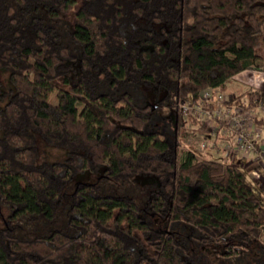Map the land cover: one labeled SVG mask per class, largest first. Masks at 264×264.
<instances>
[{
  "label": "trees",
  "instance_id": "1",
  "mask_svg": "<svg viewBox=\"0 0 264 264\" xmlns=\"http://www.w3.org/2000/svg\"><path fill=\"white\" fill-rule=\"evenodd\" d=\"M247 69L264 0H0V264H201L194 246L264 264L263 182L198 157L179 111ZM39 138L66 158L37 163Z\"/></svg>",
  "mask_w": 264,
  "mask_h": 264
},
{
  "label": "built area",
  "instance_id": "2",
  "mask_svg": "<svg viewBox=\"0 0 264 264\" xmlns=\"http://www.w3.org/2000/svg\"><path fill=\"white\" fill-rule=\"evenodd\" d=\"M235 96L206 89L197 101L180 104L179 111L188 126L191 120H196L205 128L209 139L202 138V149L210 147L232 161L241 160L248 173L264 185V92L254 95V103L249 107L246 99L233 103ZM224 136L230 142L217 144V139Z\"/></svg>",
  "mask_w": 264,
  "mask_h": 264
},
{
  "label": "rangeland",
  "instance_id": "3",
  "mask_svg": "<svg viewBox=\"0 0 264 264\" xmlns=\"http://www.w3.org/2000/svg\"><path fill=\"white\" fill-rule=\"evenodd\" d=\"M5 73L3 70L1 71V81L4 80V75ZM131 88V86H124L122 89L119 90V92L122 91H128V89ZM254 88H259V89H254ZM262 90H261V89ZM263 91L264 92V71H259L255 69H247L244 70L238 74H236L229 84L227 85V89L225 93L230 94L229 92L232 91V94H240L242 92H251V91ZM228 91V92H227ZM161 95H162V91ZM140 98H143L145 101H150L152 98H154V94L151 95H146V94H140V92L137 93ZM79 109H81V106H79ZM155 126L159 128L160 130L164 133H166V136L168 138H171V125H170V120L169 122L164 120V119H155ZM1 135V131H0ZM204 138V132L201 130V128L198 125V122L196 124H192L189 126V129L185 136L182 138L183 144L191 148L198 157L200 158H207L215 161H224V162H232V160L229 157H224L221 154H216L215 151L212 149L207 148V149H202L200 146L201 140ZM210 141V140H209ZM230 142L229 137H222L218 138L216 143L219 145L226 144ZM37 147L39 150V156L37 158V163L41 162H56V161H63L66 158V151L63 148L59 147H53L48 144H46L42 139L37 140ZM236 164H238L240 167L242 166V161L241 160H236ZM248 171V170H244ZM151 177V176H150ZM98 180V177L95 175H92L89 172H83L80 174H77L73 177V183H78V182H83V183H94ZM142 177H137L135 178L134 185L135 187L132 188L131 190L128 189V187L123 188V189H118L115 188V193L116 194H122V195H128V194H135V195H140L139 192H143L144 189L140 186ZM249 180L252 182V180L249 178ZM154 184V183H153ZM153 184L152 182L148 184L147 187H150V189H153ZM259 196L264 200V195L261 192ZM63 210V209H62ZM61 210V211H62ZM8 216V209L4 207H0V226H4L6 224V218ZM64 215L61 214L59 219H63ZM35 224V223H34ZM13 226H16L14 223ZM35 226V225H33ZM56 226L55 222L51 223V227ZM35 227H24L21 232L22 234L26 235H32L33 232L36 231H43L46 229V226L42 223L37 224L36 229L34 230ZM191 252H193L194 257L196 260H198L199 263L201 264H247L245 260H243L242 263H239L241 259L237 260H232V259H225L222 258L221 256H218L217 254L214 253V250H212L208 246H194L190 249ZM256 256L258 255L256 252H254ZM256 258L252 254H250L247 258L246 261L248 264H254Z\"/></svg>",
  "mask_w": 264,
  "mask_h": 264
},
{
  "label": "crops",
  "instance_id": "4",
  "mask_svg": "<svg viewBox=\"0 0 264 264\" xmlns=\"http://www.w3.org/2000/svg\"><path fill=\"white\" fill-rule=\"evenodd\" d=\"M254 89H259V88H254ZM261 89V88H260ZM262 90V89H261ZM228 92V91H227ZM230 94H232L233 92L232 91H230L229 92ZM233 95V94H232ZM204 137H206V138H208L209 139V135L208 134H206V132L204 131Z\"/></svg>",
  "mask_w": 264,
  "mask_h": 264
}]
</instances>
